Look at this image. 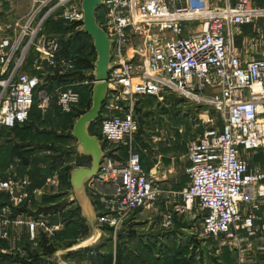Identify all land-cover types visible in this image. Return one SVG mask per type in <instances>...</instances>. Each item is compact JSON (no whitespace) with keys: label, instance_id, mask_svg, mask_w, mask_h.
<instances>
[{"label":"built area","instance_id":"obj_1","mask_svg":"<svg viewBox=\"0 0 264 264\" xmlns=\"http://www.w3.org/2000/svg\"><path fill=\"white\" fill-rule=\"evenodd\" d=\"M3 1L0 129L26 122L34 98L42 114L52 100L61 113L75 111L74 86L92 87L95 80L87 71L81 81L48 91L50 78L75 69L76 56L63 54L59 33L43 26L53 17L79 30L81 0H29L20 14L16 0ZM97 23L111 44L107 82L114 86L98 117L104 156L86 183L98 221L116 234L163 197L160 226L197 214L199 237L214 239L216 254L249 238L264 241V164H250L255 154L264 155V6L257 0H103ZM166 93L204 109L202 134L186 144L188 182L179 191L157 185L162 155L147 170L135 143L136 102ZM18 164L15 158L0 171V240L7 243L0 253L28 256L64 227L63 210L45 212L54 202L43 203L59 194L60 175L54 170L32 187Z\"/></svg>","mask_w":264,"mask_h":264},{"label":"trees","instance_id":"obj_2","mask_svg":"<svg viewBox=\"0 0 264 264\" xmlns=\"http://www.w3.org/2000/svg\"><path fill=\"white\" fill-rule=\"evenodd\" d=\"M96 16L99 19L100 7L97 9ZM74 26L75 24H68L62 19L55 20L53 17H49L44 23V30L59 33L61 52L66 56H76L75 69L71 72L50 78L48 91H52L61 83L81 81L86 77L87 71L93 69L95 51L92 45V39L86 33L80 30H74ZM89 78L92 77L89 76ZM74 89L80 95V102L75 111L61 113L52 100L51 106L46 113L42 114L40 109L33 106L29 119L26 122L15 125L10 129H0V135L4 137L0 143V171L9 162L18 158V166L21 170L24 169L28 172L32 187L41 185L51 171L58 170L60 175V188L64 187L65 190L71 189L69 183L71 170L76 166H89L90 163L89 157L77 155L74 146L70 142L74 140L71 136L74 121L90 105L91 86L77 85L74 86ZM98 124V119L92 122L89 127V133L100 138ZM140 126L135 135V143L136 148L140 152L141 164L145 168L148 157L143 155L137 142V134L140 131ZM121 153L125 154L123 149ZM62 157L66 159L70 157L73 160V165H59L58 162H62ZM260 157L263 156L261 154L257 155L255 161H260ZM57 166H60V168H57ZM46 201L49 200L45 197L43 203H46ZM63 222V229L57 232L48 243L45 239L41 240L42 247L40 249L30 253L28 256L0 253V264H44V258L42 256L51 255L59 247H69L88 234L89 227L85 219L81 216V211L78 206L70 212L63 213ZM182 224L179 221L176 222V229L173 231L177 232L179 227H183ZM171 235L172 238L169 241H167V234L164 237L163 240L166 239V244L164 242L158 243L156 240L157 234H155L153 239L145 241L143 245L136 243L135 251L129 254H124L120 246L116 245L114 248V256L111 252L105 254H89L93 249H83L70 253L68 256L79 257L84 253L86 256L89 255L88 260L90 264H196L197 257L200 259L201 255L204 254L206 246H202L201 241L197 240L194 236H187L182 240V238L177 239L175 233ZM208 238L213 242L214 247L217 248V242L210 237ZM24 243H26L25 239ZM5 247H7V243L0 240V248ZM190 247L191 253L188 252ZM95 249L98 250V248ZM222 249L230 257L228 253L230 252L229 249L227 247H223ZM157 251L161 256L155 259L153 253ZM121 254H123L122 257ZM215 255L218 254L214 252L213 256ZM220 257L221 259L223 258L222 256ZM226 261H228V257ZM226 264H229V261Z\"/></svg>","mask_w":264,"mask_h":264},{"label":"rangeland","instance_id":"obj_3","mask_svg":"<svg viewBox=\"0 0 264 264\" xmlns=\"http://www.w3.org/2000/svg\"><path fill=\"white\" fill-rule=\"evenodd\" d=\"M257 3L264 6V0H258ZM35 105L36 99L34 98V106ZM135 113L139 118L141 125L140 131L137 134V142L138 147L143 152V155L148 157V159L152 154L160 153L167 154L169 157L173 156V171L176 172H173V174L178 178V181H181V183L183 181L187 182L188 174L185 169L187 168L186 144L195 136L199 135L201 130H203L200 118L204 114V109L194 103L178 98L173 94L166 93L161 96V99L156 97L139 98L135 104ZM70 143L75 148V140H72ZM167 144L169 145L168 147H166ZM262 156L263 157H260L259 159L264 164V155ZM64 157L61 159L62 162H58L59 165H73V160L70 157L67 159ZM166 158L169 162V158ZM166 160L162 157L163 170L168 167V162ZM151 165L147 168V170L151 167ZM58 167L60 168V166H57V168ZM52 173L53 171H51L47 176ZM44 181L45 179L42 184ZM60 190L58 195L44 196V198L46 197L49 200L46 201V203L50 201L54 202L53 205L45 207V212L50 211L52 208H58L59 210H63L62 213H66L78 206L76 200L74 199L72 189L68 192L63 187L60 188ZM69 193L72 195L71 199L68 197ZM71 202H74L75 204L68 207ZM160 204L161 202L158 201L153 205V207L151 206L150 208L136 212L133 216V220L125 224V226H122L121 230H119L116 234H114L111 227H108L98 221L99 215L93 205L96 213V225L102 234V242L97 247L87 248L91 250L93 249L90 251L91 253L89 252V254H104L102 253L103 247L106 246V249H112L116 247V245L120 246L124 254H129L130 252L135 251L136 243L143 245L145 241L153 239L155 234H157L156 240L158 243L164 242L167 244V241L172 238L171 234L175 233L177 239L182 238L183 240V238L187 236H194L197 240L201 241L202 246H206L204 254L201 255L200 259L197 257L196 264H226L228 261L229 264H237L239 262L241 264H264V249H257L258 246H264L262 238L256 237L253 240L249 238L247 241L240 243L239 246L227 247L230 251L228 252L230 257L226 255L224 249H222L218 255L213 256L216 250L213 242L208 237H199L200 218L197 217V214L195 216L188 214L182 215L179 219L176 218L174 220L172 226L169 228H163L160 226V221L164 207L160 206ZM178 221L183 223V227H179V229H177L178 231L175 232L173 230L176 229V222ZM166 234L168 236L167 241L166 239L163 240ZM83 238H80L79 240ZM65 248L67 247H59L55 251ZM95 248H98V250ZM190 250L191 247L188 249L189 253H191ZM54 252L51 255H45L44 257H47L57 263ZM83 254L79 257H69L66 255L63 256V260H65L67 264H90L88 260L89 255L86 256ZM220 256L223 258L221 259ZM227 257L228 261H226Z\"/></svg>","mask_w":264,"mask_h":264},{"label":"water","instance_id":"obj_4","mask_svg":"<svg viewBox=\"0 0 264 264\" xmlns=\"http://www.w3.org/2000/svg\"><path fill=\"white\" fill-rule=\"evenodd\" d=\"M103 0H81L82 24L80 31L92 39L95 51L93 69L88 74L95 83L91 87V99L88 109L80 114L73 123L71 136L76 142L75 151L78 156L90 158L89 166H76L69 174V183L74 199L81 211V216L87 221L88 235L71 246L54 252L57 264H67L63 256L83 249L97 247L102 242V234L96 225V213L91 199L86 192V183L99 170V164L104 156L103 145L96 136L89 133L92 122L98 119L106 92L114 89L107 82L108 72L111 69L110 41L104 29L97 23L96 12Z\"/></svg>","mask_w":264,"mask_h":264},{"label":"crops","instance_id":"obj_5","mask_svg":"<svg viewBox=\"0 0 264 264\" xmlns=\"http://www.w3.org/2000/svg\"><path fill=\"white\" fill-rule=\"evenodd\" d=\"M15 1V0H14ZM16 2H17V13L18 14H20L26 7H27V5H28V3H29V0H16ZM7 2L4 0L3 1V5L4 6H7ZM6 21V20H5ZM202 132H203V130H201V132H200V134H202ZM169 145L167 144L166 145V147H168ZM161 154V153H160ZM161 155H163L162 157L164 158V160H166L167 158L166 157H168L169 158V162H168V167L167 168H164V170H162V173L158 176V181H157V185L159 186V187H161V188H165V189H171V190H174V191H179V190H181V188H183L184 187V185H186L187 184V182H185V181H183L182 183H181V181H178V178L177 177H175V175L173 174V170H174V168H173V165H174V157L173 156H168L167 154H161ZM181 155H184V154H181ZM257 155H259V153H257V154H255V156L250 160V164H253L254 162H255V157L257 156ZM157 156V154H152L151 155V157L147 160L146 159V161H147V163L145 164V169H147L151 164H152V162L153 161H155V157ZM168 160V159H167ZM187 165H188V161H187ZM162 166H163V164H162ZM170 166V167H169ZM172 168V170H170ZM186 169V168H185ZM174 173H176V172H174ZM173 174V175H172ZM159 202H161V204H160V206H162V207H164L165 208V204H164V202H163V197H161L160 198V201ZM175 202V201H174ZM183 215H187V214H183ZM188 215H191V214H188ZM180 216H182V215H178V216H176L175 218H174V220L177 218V219H179L180 218ZM174 220H173V222H174ZM22 232L24 233L22 236H21V241L22 242H24V239H25V228H22ZM3 241H5V240H3ZM6 242V241H5ZM6 248V247H5ZM5 248H2V249H5ZM115 248V247H114ZM114 248H110V249H106V246L105 247H103V250H102V253H107V252H111L112 254H113V256L115 255V249ZM1 249V248H0ZM216 252L217 251H215V254H216ZM219 252H220V250H219ZM11 255H16V253H14V254H11ZM122 255L123 254H121V257H122ZM153 256H154V258L156 259V258H160V254L158 253V251L157 252H154L153 253Z\"/></svg>","mask_w":264,"mask_h":264}]
</instances>
